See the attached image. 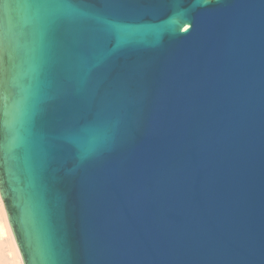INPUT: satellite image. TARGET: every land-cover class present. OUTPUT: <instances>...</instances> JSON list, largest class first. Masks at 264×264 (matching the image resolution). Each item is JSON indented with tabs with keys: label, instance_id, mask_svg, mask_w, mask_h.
Wrapping results in <instances>:
<instances>
[{
	"label": "water",
	"instance_id": "1",
	"mask_svg": "<svg viewBox=\"0 0 264 264\" xmlns=\"http://www.w3.org/2000/svg\"><path fill=\"white\" fill-rule=\"evenodd\" d=\"M0 26L22 264H264V0H6Z\"/></svg>",
	"mask_w": 264,
	"mask_h": 264
},
{
	"label": "snow or ice",
	"instance_id": "2",
	"mask_svg": "<svg viewBox=\"0 0 264 264\" xmlns=\"http://www.w3.org/2000/svg\"><path fill=\"white\" fill-rule=\"evenodd\" d=\"M6 0H0V5H3ZM23 2L34 5L38 9H45L52 5L64 4L67 0H23ZM6 38V34L3 30V27L0 26V50L3 49L4 41ZM0 70H2V65H0ZM5 115L7 112L5 111ZM4 126H7V122H3ZM80 135L82 136V142L80 144V148L84 152H89L95 149V147L103 141L105 137V129L102 125H97L95 128L84 127L80 129ZM3 146L0 145V150H2Z\"/></svg>",
	"mask_w": 264,
	"mask_h": 264
},
{
	"label": "rangeland",
	"instance_id": "3",
	"mask_svg": "<svg viewBox=\"0 0 264 264\" xmlns=\"http://www.w3.org/2000/svg\"><path fill=\"white\" fill-rule=\"evenodd\" d=\"M0 264H22L0 200Z\"/></svg>",
	"mask_w": 264,
	"mask_h": 264
},
{
	"label": "bare ground",
	"instance_id": "4",
	"mask_svg": "<svg viewBox=\"0 0 264 264\" xmlns=\"http://www.w3.org/2000/svg\"><path fill=\"white\" fill-rule=\"evenodd\" d=\"M0 200H1V198H0ZM2 202V201H1ZM2 206H3V203H2ZM3 209H4V207H3ZM5 212V211H4ZM5 216H6V214H5ZM7 220V219H6ZM11 232V231H10ZM13 237V236H12ZM14 240V239H13ZM14 243H15V241H14ZM15 246H16V244H15ZM17 248V247H16ZM18 250V249H17ZM19 253V252H18ZM20 256V255H19ZM20 260H21V258H20ZM22 263V262H21Z\"/></svg>",
	"mask_w": 264,
	"mask_h": 264
}]
</instances>
